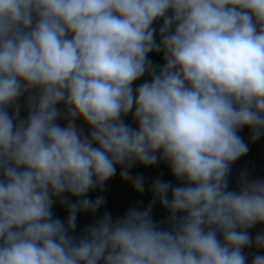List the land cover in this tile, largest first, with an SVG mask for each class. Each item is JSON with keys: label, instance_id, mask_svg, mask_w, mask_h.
<instances>
[{"label": "clouds", "instance_id": "clouds-1", "mask_svg": "<svg viewBox=\"0 0 264 264\" xmlns=\"http://www.w3.org/2000/svg\"><path fill=\"white\" fill-rule=\"evenodd\" d=\"M262 138L264 0H0V264H264Z\"/></svg>", "mask_w": 264, "mask_h": 264}, {"label": "crops", "instance_id": "crops-1", "mask_svg": "<svg viewBox=\"0 0 264 264\" xmlns=\"http://www.w3.org/2000/svg\"><path fill=\"white\" fill-rule=\"evenodd\" d=\"M129 122H131V119L129 117ZM63 123V122H61ZM82 121H78V124H81ZM240 135L245 139L247 142L249 140V130L244 129ZM255 166V172L258 176H264V138L257 141L254 144H250V151L245 156L242 157L241 160L237 161L233 167H232V174L230 177V184H235L238 181L239 171L240 169L246 167V166ZM134 170H137L141 172L143 177L145 178V192L143 194H139L141 201H143V204L140 207H147L148 203L152 200V195L150 193L149 185L151 184L152 180H154L157 176L160 175V173H163V179L165 180H172V176L170 174V171L168 170L166 165L161 164L159 167L155 168H142L139 166H136L133 168ZM127 183V182H126ZM129 184V183H127ZM130 185V184H129ZM91 198H95L98 193H90L89 194ZM105 196V193H103ZM106 203L102 207L101 211H105L108 208V201L105 196ZM62 208L63 211L67 212L64 208V206H61L59 202H57L54 205V209ZM153 218L155 221H161L162 220V210L161 207L157 204L153 207ZM260 228V226H259ZM258 228V230H259ZM257 230V231H258Z\"/></svg>", "mask_w": 264, "mask_h": 264}, {"label": "trees", "instance_id": "trees-1", "mask_svg": "<svg viewBox=\"0 0 264 264\" xmlns=\"http://www.w3.org/2000/svg\"><path fill=\"white\" fill-rule=\"evenodd\" d=\"M150 58L153 59V61L157 64L163 63L162 55L160 54H155V55L150 54ZM146 78L147 77L142 78L140 81L135 82V84L139 85L140 83L143 82V79ZM130 172L133 175L137 173L141 174V172L134 169H131ZM107 189L108 190L105 192V196L108 201V208L105 211H110L113 214L114 220L117 217L123 216L129 210L130 207L141 206L137 204V201H141L140 195L133 190L131 184L129 185L121 179L119 175V168L117 171V175L112 180L107 182ZM161 210H162V220H163L166 213L164 209L161 208ZM53 212L57 218L61 220H66L67 212L63 211L62 208H58V209L53 208ZM102 212L103 211L98 213L97 216L102 214ZM93 222L94 219L90 213L79 214L77 217V227L74 235L78 237L81 236L85 231L86 227ZM258 228L259 225L251 230L253 235H255Z\"/></svg>", "mask_w": 264, "mask_h": 264}]
</instances>
